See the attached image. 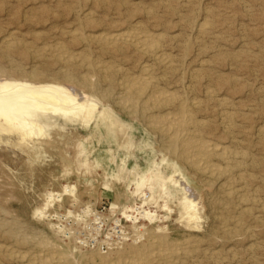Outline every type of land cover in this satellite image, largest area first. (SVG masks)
Segmentation results:
<instances>
[{"label":"rangeland","instance_id":"1","mask_svg":"<svg viewBox=\"0 0 264 264\" xmlns=\"http://www.w3.org/2000/svg\"><path fill=\"white\" fill-rule=\"evenodd\" d=\"M150 8L156 11L154 17L146 13ZM89 9L95 13L92 16L96 23L84 20L86 33L118 32L139 23L147 31L162 35V47L175 57L177 68L168 75L161 68L156 70L161 85L182 95L187 92L184 98L188 96L189 100L196 96L202 101L197 115L212 124L204 136L243 148L249 154L250 175L237 185H245L259 203H264V0H0V78L65 84L55 75L64 69L60 62H51L47 74L38 80L12 72L13 64L29 71L44 68L46 60L35 57L30 50L26 56L13 53L15 61L11 65V56L7 59L1 53L3 40L9 36L29 47L65 42L74 52L85 49L93 53L90 56L94 59L103 58L138 74V63L147 58L133 50L102 54L95 43L71 41L67 32L80 24L77 11L80 14ZM208 13L212 14L213 29L201 36L198 26ZM4 69L7 73L1 71ZM80 71L92 73L83 66ZM96 80L105 90L107 83L99 77ZM76 88L109 117L96 115L84 123L52 115L44 118L42 131L37 130L25 143H17L14 136L0 137V264H28L27 256L44 255L48 249L63 253L65 259L92 255L97 250L114 255L110 247L123 246L134 239L138 243L155 234H161L169 244L196 241L199 249L187 257L182 254L183 259L176 257L179 264H264V208L243 204L238 198L224 199L223 178H209L170 154L157 132L144 120L124 112L113 100L90 97L85 89ZM205 88L233 103L220 106L215 99L206 97ZM222 107L236 114L238 131L234 141L221 124ZM37 139L48 143L41 145ZM175 174H180L179 178ZM185 181L196 204L191 218L185 209L190 203L188 194L181 187ZM67 185L75 187L74 194L65 193L54 201L47 199V193L60 192ZM39 208L45 214L36 213ZM244 209L252 214L242 212ZM237 219L241 227L235 225ZM8 231L15 235L11 238ZM10 252L25 258L11 257ZM93 261L98 263L99 259L93 257Z\"/></svg>","mask_w":264,"mask_h":264},{"label":"bare ground","instance_id":"2","mask_svg":"<svg viewBox=\"0 0 264 264\" xmlns=\"http://www.w3.org/2000/svg\"><path fill=\"white\" fill-rule=\"evenodd\" d=\"M92 1L94 2L96 1L98 3V0H92ZM165 4H168V3H165ZM93 5L95 6V3H93ZM83 9H85V7ZM77 12L75 13L78 14L77 15L78 17L76 18V16L75 15L74 16L76 19H78V22L80 24L74 30L67 32L68 34H70L72 42H82V43L84 42L89 45L92 43H95L98 49L101 50L102 54L103 52L124 53L126 51L133 50L139 53L141 58H145V59L147 58V60L143 59L138 63L137 66L139 67L140 72L138 71L139 72L138 74H132L131 72H128L125 68L119 67L118 66L119 64L115 65L114 62H110L108 60L107 61L102 60L103 58L94 59L92 58V56H90L93 53L89 54V51L85 49L79 52H74L69 49V47L67 46L65 42H57L54 45H43L41 47L39 46L29 47L24 42L14 38L13 36L12 37L9 36L5 38L4 40L1 39L3 40V44L1 46V53L5 55L6 57H8L7 59H9V57L11 56V60H10L11 62L13 60L12 59L13 53H19L23 56H26L30 52V50H32V55H34L35 57L44 58L46 60L44 68L35 67L29 71L23 69V67H21L18 64H13L12 62L11 63V65L13 64L11 68L12 70L10 69L12 72H15L20 75L28 76L30 78H37L38 80L39 77L47 74L48 66L51 62L53 61L58 62V63L60 62L61 64H63L64 69H62L60 72L55 73V75L57 77L62 78L65 81V84H60L58 82L57 83H47V82L42 83L36 80L35 82H31L26 79H22V77L21 79H14V78H7V77L0 78V137L4 135L5 139H9L14 136L18 141V142L16 141L17 143L19 144L22 142L25 143L26 142L25 140L26 139L29 140L28 138L29 137L31 138L33 134L35 135L37 133V130H38V133L39 131H42V128L46 124L45 122L46 119L44 118H47L48 116L51 117L52 115L55 117L62 116L64 118H69V120L79 119L80 121L84 123H88L89 120L95 118L96 115H99L104 119L109 117L108 112H106L102 108L98 109L97 104L92 103L91 101L92 99H89L88 95H86L84 91L79 90L80 92H77L74 90V88L80 87V89L82 88L88 91L90 97L91 96L92 97L94 96L96 98L100 97L101 99L106 100V101L113 100L127 114L140 118L141 120H144L145 123L148 124L149 127H151L150 129H153V131L159 134L160 139L164 145V148L168 152H170V154H173L174 156L181 158L188 165L192 166L197 171H200L201 173L205 174L209 178H220V180L221 178H223L224 179L223 190H224L225 196L227 197L224 199L233 200V198H238L239 202L243 204L244 203L252 204V205L259 204L261 206V209L264 208V203H259V201L255 199L254 197L255 195L253 196L249 193V190H248L249 188L246 189L245 185L244 186L242 185L243 183H241L242 186L237 185L238 181L242 182V180H245L250 175L249 173H247L248 165L251 164L249 163V154L246 151H244L243 148H242L243 150L242 149L240 150L238 147H231V146L224 144L225 141L219 142V141H215L213 139H209L206 136H204L205 133L209 132L208 130L210 129V125L212 124H208L206 121L202 120V118L200 119L197 115V111H199L200 113V110L198 109L202 107V101L198 97L196 98V96L195 98L189 100L187 99L189 98L188 96H186L187 98H184V95H187V92L186 93L183 92V94L184 93L185 94L182 95V94L177 93L176 90L171 91L168 88H165L161 85L160 76H157L156 70L161 68L163 69L162 73L163 74L167 73L168 75L169 73H173L174 71H176V68H177L175 66L176 65V62L174 60L175 57H172L169 53L165 52L162 47V44H161L162 35L157 34L156 32L147 31L145 27L141 26L142 24H139V23H136L133 25L130 24L128 27L118 32L117 31L116 32L103 31L100 33H90L89 34L85 32L84 20L85 22H88V23L95 22L92 16L94 12H92L90 9L84 10L83 12L80 11L81 12L80 14H79V11ZM155 12H153L151 8L146 11V13L151 17H154ZM208 14L209 15L202 22L199 21L200 23L198 26V33L201 36H204L210 33L211 30L213 29L214 24H213V18L211 16L212 14L211 13H208ZM185 49H188V47H186ZM82 66L88 68V70H91L92 73H89V72L81 73L80 70ZM1 71H5V69ZM94 75L97 78L99 77V79L107 83V87L105 90H101L99 88V85H98L99 82L96 80L97 78H95L94 80ZM197 78L198 77H196L195 80H197ZM221 82H226V81L221 79ZM195 83L196 81L194 82V84ZM116 89L118 90V92H116ZM205 89H207L206 97L210 100L215 99L220 106H227L233 103V102H230L227 98H218L217 95L214 94L215 90L213 92V90L210 88H205ZM207 103L209 104L211 103V101L209 102L208 100ZM238 103H236L237 106L239 105ZM207 105L205 106L207 107ZM220 111H221L220 112L221 124H223L224 131L227 134H229L232 140L234 141L233 138L235 136V133L238 131V123L235 118L236 114L234 115L233 111H230L229 109L223 108V107H222V110ZM246 116L248 115L246 114ZM218 117H219V114H218ZM248 135L249 134H247V136ZM225 140L227 139L225 138ZM36 141H38L41 145L48 143V141L45 139H42V140L37 139ZM235 142H237V139ZM252 142H253V139H252ZM176 171H177L176 173H179L178 172L179 170L176 169ZM236 174L238 175V178L235 177ZM178 175H176V177ZM177 178H179V176ZM181 178L182 177L180 176V179ZM180 179H177V180L179 181ZM170 181H173V180L170 179ZM186 183L185 184L181 183V184H184V186L182 185L181 187L184 190V192L188 194V199H189L188 202L190 203L186 205L185 209H186L187 214L191 218L192 212L194 210L195 202H194V199L191 198L193 196L190 197L192 192H191V189L189 188L190 187L189 184L188 183L186 184ZM74 188H75L74 186L67 185V186H64L63 190L60 192L47 193L46 197L47 199L53 200V198H55L56 200H58L57 198L62 197L63 195H65V193L74 194ZM235 200L237 201V199ZM231 203L237 204V202H234V201ZM257 211L259 212V210ZM242 212L244 213L251 212V210L247 211V209H244ZM36 213H39L41 215L45 214L42 208L36 209ZM148 216H149V219L152 218V215L151 216L148 215ZM240 224L241 223L237 219V221H235V225L237 227H241L242 225ZM238 230L239 229L237 230L235 229V232ZM12 231H8L7 234H9L10 236L13 235L14 232ZM175 244L173 243L169 244L161 234H155V235H150V236L148 235V237H146L144 241H141L138 243L134 239L133 242L126 243L123 246L110 247L109 249L115 252L113 253L114 255H108V254L105 255V253H103L102 251L97 250L92 255L80 254V255H77V257L74 256L75 257L74 259H65V256L63 253L55 254L54 251L48 248H47L48 249L47 251L49 252L45 253L44 255L27 256V258H25V256L14 254V252H10V255L11 257L13 256L15 258L17 257L25 258L28 264H77L78 262H84V264H179L178 261L175 260L176 257L180 256L181 258L183 255L185 256L190 255L191 252L199 246L196 243V241H194L193 239L187 240L184 243H181L178 245H175ZM78 248L79 247L77 246V248H74V249H78ZM198 249L199 247L197 248V250ZM2 251H3L2 247L0 246V253H3ZM7 251H10V250H7ZM70 252L73 254L75 251L72 250ZM68 255H70L71 257V254H69V251H68ZM93 257H97L99 259L98 263L93 261ZM192 258H193V255H192Z\"/></svg>","mask_w":264,"mask_h":264}]
</instances>
